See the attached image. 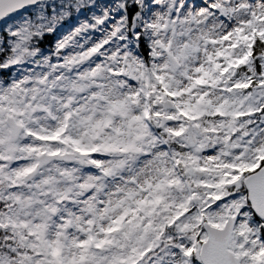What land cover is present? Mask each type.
I'll return each instance as SVG.
<instances>
[{
	"label": "snow or ice",
	"instance_id": "6c2138e0",
	"mask_svg": "<svg viewBox=\"0 0 264 264\" xmlns=\"http://www.w3.org/2000/svg\"><path fill=\"white\" fill-rule=\"evenodd\" d=\"M0 264H264V0H0Z\"/></svg>",
	"mask_w": 264,
	"mask_h": 264
}]
</instances>
